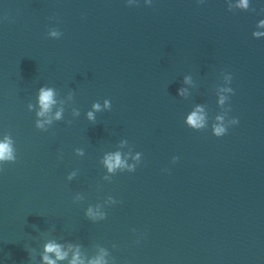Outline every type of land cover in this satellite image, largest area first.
Returning <instances> with one entry per match:
<instances>
[{
	"label": "clouds",
	"instance_id": "obj_1",
	"mask_svg": "<svg viewBox=\"0 0 264 264\" xmlns=\"http://www.w3.org/2000/svg\"><path fill=\"white\" fill-rule=\"evenodd\" d=\"M129 3H131V0H129ZM233 7L241 10V11H253L255 12V8L250 7V0H238V2L233 5L229 3L228 10L232 11ZM257 27H264V19L259 20ZM62 35L61 32H58L56 30H50L48 32V36L56 38ZM261 35H264V33L260 32H253L254 37H259ZM181 94H183V90H181ZM54 90L50 87H41L39 89V105H40V111L37 113V116L43 117L47 113L51 111L52 106L56 103V100L54 99ZM221 103H223V98H221ZM104 105L106 108H109L110 101L105 100ZM29 108H31V105H29ZM92 108L95 111L100 110V104L94 103L92 105ZM62 110L57 111L55 114V119L59 120L61 118ZM75 115H79L78 110H74ZM87 118L89 120H94V115L92 111H89L87 113ZM217 120H223L222 117H217ZM45 123H51V120L41 122L39 120L36 121V127L38 129H44ZM69 124L71 121L68 122ZM231 124L235 125L238 123V120L233 118L230 121ZM186 124L190 126L193 130H199L206 127V118L203 114V109L200 107H197V109L187 117ZM228 128L225 127L223 124H216L213 125V135L216 137H222L227 133ZM17 159L16 156V150L13 147V140L9 136H5L3 141H0V163H15ZM178 157H173V163L176 162ZM105 164L107 165L109 171H112L116 169L117 167H123L124 161L121 159L120 154L116 153L114 155H109L105 159ZM88 215H92V210L89 208ZM49 253H54L56 259L53 260L50 258ZM68 253L65 251H62L61 246L56 243L49 242L45 245V252L43 255V260L45 264H56L57 260H64L67 257ZM70 264H84V261L81 259L79 251L76 252V254L73 256L72 260L70 261ZM89 264H105L102 258H96L94 260L89 261Z\"/></svg>",
	"mask_w": 264,
	"mask_h": 264
}]
</instances>
